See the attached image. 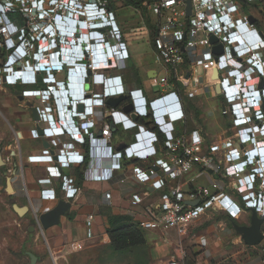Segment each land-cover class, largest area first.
<instances>
[{"label":"built area","instance_id":"2783aa9c","mask_svg":"<svg viewBox=\"0 0 264 264\" xmlns=\"http://www.w3.org/2000/svg\"><path fill=\"white\" fill-rule=\"evenodd\" d=\"M5 1L7 9L18 13L19 18L0 17V49L8 53L0 64V86L33 85L36 87L23 90V95L40 96L49 102L53 95L58 96L56 85L48 77L53 79L57 70L70 71V80L67 76L66 80L56 82L61 87L72 86L70 93L67 88L61 90L68 105L58 97L62 115L56 118L64 119V109L73 104L75 116L69 117L74 122L65 128L56 126L51 113L56 112L54 99L53 105L45 109L38 107L41 120L51 125L44 129L57 151L30 156L31 162L51 161L59 167L82 164V153L73 149L74 143L60 140L65 133L80 143L91 136L96 122L90 118L75 123L76 118H86L83 113L78 116L77 105L85 101L87 116H93L95 107H105L109 97L125 95L124 103L132 109L109 108L112 123L104 124L103 138L93 139L104 144L97 161L100 180L117 179L125 183L128 176L124 173L119 177L118 172L131 170V176L146 185L142 192L133 195L134 205L141 204L150 194L148 187L160 192L158 204L150 205L147 217L139 220L141 228L175 230L182 237L208 211H224L236 218L243 207L227 193L214 192L207 186L185 189L183 185L186 175L197 165L207 167L223 162L226 166L221 173L228 179L227 187L241 196L244 208H255L264 217V189H258L257 181L251 178V174L264 173L260 168V163L264 164V139H260L264 137V100L261 99L264 58L258 53L262 52L264 41L251 23L250 15L243 12L245 3L259 0H191L190 15H187V0H142L135 8L150 15V43L155 60L165 70L155 71V76L150 77L153 87L162 88L152 99L143 88L126 87L122 75L105 73L126 66L128 46L111 5L112 2L117 5L118 0ZM59 24L67 27L65 35L61 34ZM212 35L216 42L211 41ZM218 44L223 45L221 54L213 51ZM69 51L70 55L65 54ZM60 55L66 57L65 63L50 64L49 57L59 62ZM74 58L78 63L71 62ZM36 63L45 72L44 87L38 86L42 72L35 71ZM87 69L92 73L85 90ZM96 83L103 85L101 92L92 88ZM217 84L221 85L219 93ZM204 85L212 86L214 95L222 99V113L230 121V129L212 149H207L206 137L199 129L180 127L187 119V100H194ZM98 97H104L103 104ZM111 124L136 130L122 150L111 143ZM33 132L40 136L37 129ZM247 170L249 173L244 174ZM61 179L66 199H74L81 188L72 184L67 175ZM259 186L264 187V175ZM42 195L52 199L57 196L55 189H44ZM92 219L93 215H89L88 221ZM72 249L80 250L81 244L73 243ZM163 264H188V261L184 255L173 254Z\"/></svg>","mask_w":264,"mask_h":264},{"label":"crops","instance_id":"0c3cea01","mask_svg":"<svg viewBox=\"0 0 264 264\" xmlns=\"http://www.w3.org/2000/svg\"><path fill=\"white\" fill-rule=\"evenodd\" d=\"M256 1V5L260 8L251 10L246 6L245 13L261 18V2ZM113 6L117 13L118 25L123 31V41L127 43L128 50L126 51L127 59L126 66L117 69L105 71L110 76L122 75L124 83L128 88H143L144 93L149 98L156 97L159 91L152 94L149 73L152 71L165 72L164 68L155 60V53L150 43L151 30L149 25L142 16V13L133 6L121 5ZM123 7H128L135 11L136 16L125 17L119 15ZM259 31L263 32L264 41V22L260 25H255ZM65 30V29H64ZM145 41L148 43L145 44ZM148 45L150 56L148 53H143L141 47ZM69 46V45H68ZM71 47V46H70ZM70 49V48H69ZM264 53V48L262 50ZM64 54V53H63ZM70 55V51L65 53ZM66 58V57H64ZM61 56V59H64ZM4 57L0 58V64L4 61ZM50 64H58L53 62V58L49 57ZM46 63L43 61L42 63ZM52 69H54L52 67ZM76 70V68H74ZM67 76L70 80V71L57 70L53 79H48L51 84L56 85V96L61 98L63 104L65 102L62 89H68L70 93L72 86H58L57 81L66 80ZM40 83L38 86L44 87L46 75L42 72L40 75ZM80 82V80H79ZM204 85L202 92H206L207 104L210 103V108H219L221 116L228 119L222 113V99L214 95L212 86ZM33 85L25 86H0V154L3 158V164L0 163V189H4L7 194L1 202L4 205V210L7 214H13L17 221L19 232L27 231L33 235L32 240L26 238L21 242V250H26L27 255L33 252L37 257L36 264H48L50 260L53 264H64V258L68 256L87 253L89 251H98L107 244L110 245V236L108 232L109 219L111 215H129L132 221L138 223L140 219L147 217V209L152 204H158V190H153L148 187L150 194L139 205L132 203L133 195L140 193L145 189L144 184L138 183L132 176L131 170L118 172L119 177L126 174L127 182L121 183L117 179L102 181L98 178V170L96 161L88 156L82 164H73L70 167H59L51 161L31 162L30 156L47 155L57 151V148L52 145L51 138L48 135L36 137L33 130L37 125L43 128L50 127L49 122L44 119L35 121L32 109L28 107V102H33L41 109H45L48 105H53V99L49 102H44L40 96H25L22 100L18 95V91L31 89ZM207 87V88H206ZM210 87V89H209ZM65 88V89H64ZM92 88L98 92L103 90L102 84H94ZM84 89H88L87 83H84ZM126 98V97H125ZM125 98L114 106L107 104L105 107H95L94 115H88L84 120L76 118L75 123H81L85 120L93 118L96 124L91 130V136L86 139L85 143L74 141L70 134L65 133L60 136L61 143L73 142L74 150L80 153L90 152V144L92 137L103 138V127L106 122L112 123V116L109 113V108H119L126 110ZM188 102V100H187ZM205 102V101H204ZM217 103V104H216ZM187 103V119L180 127L185 129H199L205 137L207 133L200 126L188 128L189 122L194 119V113ZM84 109L87 110V104H84ZM69 110V106H68ZM65 110L64 119L57 121L56 112H51L56 119L57 127L65 125L72 126L74 120L71 119ZM75 114L72 113V117ZM148 124V120H144ZM230 123V121H229ZM112 135L111 143L117 149L122 144H127L133 138L135 129H124L120 125L111 124ZM225 133V132H223ZM260 139L264 137L260 136ZM100 147L99 153L103 152L104 144L98 143ZM220 158L222 157V153ZM101 155V154H100ZM226 164L223 162L220 165L213 164L203 167L197 165L183 180L184 188L207 186L214 192L227 193L233 202L243 207L236 218L231 217L224 211H208L198 219H196L188 229V232L182 237L175 230L164 231L163 229H144L149 230L161 237L167 243L174 246V255H184L188 264H213L216 261H221L223 264H264V217L260 214L262 221L260 230L263 239L257 244H247L237 227L251 225L253 210L252 208H244L242 198L239 194L232 192L228 187V179L223 177L222 171ZM249 173L245 171L244 174ZM67 175L71 183L81 188V191L76 197L71 199V207L69 211L61 215L60 222L48 228H42L37 222L39 214L53 209L60 200L66 199L61 188V176ZM263 174H251L252 180L257 181L258 189H264L259 186L260 177ZM42 179H50L48 182ZM149 186V185H148ZM44 189H55L56 198H46L42 195ZM27 207L24 214H19L14 206ZM8 207V209H6ZM89 215H93L92 221H88ZM36 230L33 232V230ZM80 243L81 250H73L72 244ZM47 256V260L44 258ZM30 257V256H29ZM169 258V257H168ZM167 258V259H168ZM166 259V260H167ZM31 263V258H30ZM69 264V263H65Z\"/></svg>","mask_w":264,"mask_h":264},{"label":"rangeland","instance_id":"374dc122","mask_svg":"<svg viewBox=\"0 0 264 264\" xmlns=\"http://www.w3.org/2000/svg\"><path fill=\"white\" fill-rule=\"evenodd\" d=\"M118 2V6L126 5L127 3L125 0H118ZM247 6H249L248 8L251 6V10L260 8L254 2H247ZM261 7V14L264 15V6ZM140 13H142L146 25H148V21L150 20L149 13L143 9H140ZM119 15L132 18L133 15L136 16V13L128 7H123ZM146 43L148 42L145 41ZM141 48H143V53H148L147 57L150 56L148 45H143ZM262 54L264 58V53ZM159 90L160 88L158 86H154L150 92L154 94V92ZM206 97V92L203 93L201 87L198 96L192 101V112L195 117L189 122L188 128L196 126L202 127L205 133H207V149H212L213 145L217 146L220 143L223 132L230 129V123L221 116L217 106L210 108V103L207 104L208 100ZM6 194L7 192L4 189H0V264H30V257L27 255L26 250H21V242L25 238L28 241L32 240L33 235L28 234L25 231L26 229L23 232L16 230V227L19 225L16 217L11 213L7 214L8 211L6 212L4 210L3 202H1ZM33 232L36 234L35 229ZM145 233L147 242L141 247L131 248L125 251H115L107 244L98 251H89L87 253L68 256L63 259L64 264L66 262L69 264H163L168 257L174 254V246L162 240L160 236L151 233L149 230ZM44 258L47 260V256ZM47 263L52 264L50 260ZM53 264L55 263L53 262Z\"/></svg>","mask_w":264,"mask_h":264},{"label":"water","instance_id":"95a60500","mask_svg":"<svg viewBox=\"0 0 264 264\" xmlns=\"http://www.w3.org/2000/svg\"><path fill=\"white\" fill-rule=\"evenodd\" d=\"M187 3H188L187 15H190L191 14V0H187ZM250 18H251V23H254L255 17H253L251 15ZM259 33L263 37V32L259 31ZM211 41L216 42L217 38L212 35ZM213 51L216 54H221L223 52V45L222 44L215 45L213 48ZM153 76H155V71H152L149 73V77H153ZM87 80H89V79H87ZM263 86H264V83L262 82L261 87H263ZM220 90H221V85L217 84L216 85L217 93H219ZM17 93H18L20 99L23 100L25 98L22 91H18ZM125 97H126L125 95L109 97L107 99V104H111V105L116 106ZM27 105H28V107H30L32 109L34 120L35 121H41V115H40V111L38 109V106L35 105L33 102H28ZM131 109H132L131 106H128L126 108L127 111H130ZM77 110L83 111L84 110V104L79 103L77 105ZM73 111H74V107H73V104H71V105H69V111L67 112V114L72 115ZM133 117H135V115H133ZM36 129H37V132L40 136L45 135V129L43 127H41L40 125H37ZM125 146H126V144H122L117 149L122 150L125 148ZM0 163L3 164V158H2L1 154H0ZM193 203L196 204V201H194ZM70 207H71V201L62 199L59 201L57 206H55L53 209H50L49 211H46L44 213L39 214V216L37 217V222L41 225L42 228H48L52 225L58 224L60 222L61 215L67 213L69 211ZM14 208L16 209V211L19 214H24L28 209L27 207H18L17 205H15ZM252 210H253V215H252L251 225L237 227L238 232L241 234V236L243 237L244 241L247 244H257L263 239V235H262L261 230H260V223L262 221V218H260V216L258 215L259 213L256 211L255 208H252ZM28 254L31 258L30 264H36L38 257L33 252H29Z\"/></svg>","mask_w":264,"mask_h":264},{"label":"trees","instance_id":"16d2710c","mask_svg":"<svg viewBox=\"0 0 264 264\" xmlns=\"http://www.w3.org/2000/svg\"><path fill=\"white\" fill-rule=\"evenodd\" d=\"M127 1L126 5H131L133 7H139L142 0H125ZM112 6H116L114 2L111 3ZM9 16L14 20L19 18V14L15 12H10ZM151 23V18L148 21ZM5 51L0 49V57L7 58ZM192 101L189 100L188 103L190 109L192 110ZM141 121L145 119L140 118ZM110 236V246L115 251H125L131 248L141 247L147 242V237L145 230L141 228L138 223L132 221V218L129 215H111L109 219V228Z\"/></svg>","mask_w":264,"mask_h":264},{"label":"clouds","instance_id":"9594fccd","mask_svg":"<svg viewBox=\"0 0 264 264\" xmlns=\"http://www.w3.org/2000/svg\"><path fill=\"white\" fill-rule=\"evenodd\" d=\"M7 8H8V6L6 4V1L5 0H3V1L0 0V17H4V16H7L8 17L9 16V13L11 12V10H9ZM258 53H261V52H258ZM60 61L63 62V63H65V58L64 59H60ZM34 69H35L36 72H44V70L41 69V66H40L39 63H36L35 64ZM91 73H92V70L87 69V74L88 75L85 78V83L88 82L87 79H89V75H91ZM48 79H49V77H48ZM35 83H36V81L34 82V84ZM86 96H87V93L85 92L84 93V100L86 99ZM56 98H57V100H56ZM53 99H54L55 104H56V114L60 118L61 115H62V112H61V108L59 107V102H58L59 98L58 97H55L53 95ZM96 99L97 100H101V104L104 103L103 102L104 97H98ZM261 99L264 100V92L261 93ZM79 103L86 104L85 101H80ZM77 113H78V116H81L80 113H83L84 115L87 116V110H85V109L83 111H81V112L77 110ZM45 134H46V132H45ZM98 143L99 142H95L94 139H93V137H92L91 144H90V146H91L90 152H88V153H82L81 154V156H82V162H84L86 160V157L88 156L90 159H93V160L96 161V168H97V161L99 160V158L101 156L100 154H102V153H99L100 147H98V145H97ZM261 162H262V160H261ZM248 163L249 164H252L251 162H249V160H248ZM260 168L264 169V164L263 163H260Z\"/></svg>","mask_w":264,"mask_h":264},{"label":"flooded vegetation","instance_id":"af4514ba","mask_svg":"<svg viewBox=\"0 0 264 264\" xmlns=\"http://www.w3.org/2000/svg\"><path fill=\"white\" fill-rule=\"evenodd\" d=\"M3 1V0H2ZM260 1V0H259ZM262 6H264V1H262L261 3H260ZM247 6V3H245L244 4V7H243V12H245L246 11V7ZM250 16H251V14H249ZM261 15V18L259 19V18H257V17H255L254 15H252L253 17H255V22H254V25H260L262 22H264V15L263 14H260ZM250 21H251V18H250ZM263 52H261L260 54H261V58H263V54H262Z\"/></svg>","mask_w":264,"mask_h":264},{"label":"bare ground","instance_id":"6f19581e","mask_svg":"<svg viewBox=\"0 0 264 264\" xmlns=\"http://www.w3.org/2000/svg\"><path fill=\"white\" fill-rule=\"evenodd\" d=\"M59 26H60V31L62 32L61 34L62 35H65V33H66V31H67V27L66 26H64V25H62V24H59ZM65 29V30H64ZM108 55H109V53H108ZM59 59H61V56L59 57ZM56 62V59H55V57H53V62ZM74 61H76L75 63H78V60L76 59V58H74L73 60H71V62H74ZM43 63V62H42ZM52 66V65H51Z\"/></svg>","mask_w":264,"mask_h":264}]
</instances>
